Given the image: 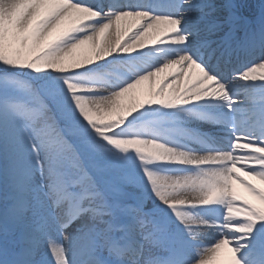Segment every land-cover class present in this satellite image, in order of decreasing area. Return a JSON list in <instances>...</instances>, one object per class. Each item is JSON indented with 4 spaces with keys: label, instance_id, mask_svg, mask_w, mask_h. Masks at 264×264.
<instances>
[{
    "label": "snow or ice",
    "instance_id": "snow-or-ice-1",
    "mask_svg": "<svg viewBox=\"0 0 264 264\" xmlns=\"http://www.w3.org/2000/svg\"><path fill=\"white\" fill-rule=\"evenodd\" d=\"M249 177L264 0H0V264H264Z\"/></svg>",
    "mask_w": 264,
    "mask_h": 264
},
{
    "label": "rangeland",
    "instance_id": "rangeland-1",
    "mask_svg": "<svg viewBox=\"0 0 264 264\" xmlns=\"http://www.w3.org/2000/svg\"><path fill=\"white\" fill-rule=\"evenodd\" d=\"M248 179L253 180V182L258 185L264 186V183H262L260 180L256 178L249 177ZM234 187L241 196H244L245 198H248V199H253V197H251L248 191L241 184L235 183ZM215 264H230V252L227 246L223 252H220L219 254H217Z\"/></svg>",
    "mask_w": 264,
    "mask_h": 264
},
{
    "label": "bare ground",
    "instance_id": "bare-ground-1",
    "mask_svg": "<svg viewBox=\"0 0 264 264\" xmlns=\"http://www.w3.org/2000/svg\"><path fill=\"white\" fill-rule=\"evenodd\" d=\"M142 87H144V88L147 87L146 82H145V84ZM234 184H235V182H234ZM208 239L209 240L212 239L211 235L208 237ZM225 249H226V246L225 247H222L220 250H218V253L217 254H219L220 252H223Z\"/></svg>",
    "mask_w": 264,
    "mask_h": 264
}]
</instances>
